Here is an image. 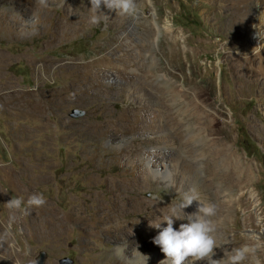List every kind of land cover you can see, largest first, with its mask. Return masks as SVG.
Wrapping results in <instances>:
<instances>
[{"label": "rangeland", "instance_id": "rangeland-1", "mask_svg": "<svg viewBox=\"0 0 264 264\" xmlns=\"http://www.w3.org/2000/svg\"><path fill=\"white\" fill-rule=\"evenodd\" d=\"M135 2L132 15L102 6L107 17L100 14L94 24L98 13L90 0H0V255L5 264H36L42 251L45 264H135L139 253L118 261L114 247L143 234L134 222H160L163 209L179 203L178 192L188 191V177L205 182L204 144L220 148L223 175L239 157L255 175L240 198L235 193L239 203L215 193L223 180H209L210 187L199 191L203 203L217 207L213 219L218 242L225 244L221 248L232 250L251 238L264 244V76H255L257 81L245 69L260 64V44L248 41L250 30L260 24L264 0ZM131 22H138L135 34L128 30ZM136 53H147L141 62L152 64L151 71L138 68ZM123 56L132 65L123 67L118 61ZM101 58L107 68L98 64ZM168 77L181 90H202L204 98L193 104L201 106L199 112L216 114L221 130L196 138L191 148L175 144L176 128L182 130V142L193 134L180 111L193 104L175 96L162 100L159 86ZM30 98L43 100L42 110L32 109ZM76 110L84 114L75 116ZM166 140L178 149L171 159L147 157L149 148L165 152L159 144ZM41 192L47 200L42 207L8 206L13 197L27 201ZM102 202L113 211L128 206L122 217L127 229L102 218ZM2 239L17 257L3 254ZM155 247L160 248L148 245L145 252ZM214 251L217 259L225 257ZM259 255L264 259V250Z\"/></svg>", "mask_w": 264, "mask_h": 264}, {"label": "bare ground", "instance_id": "bare-ground-1", "mask_svg": "<svg viewBox=\"0 0 264 264\" xmlns=\"http://www.w3.org/2000/svg\"><path fill=\"white\" fill-rule=\"evenodd\" d=\"M249 12V11H248ZM250 15V14H249ZM246 19V18H245ZM244 20V19H242ZM148 22V21H147ZM137 23H129L130 24V29L128 30H131V32L134 33V31L136 30V27H137ZM120 25V24H119ZM120 28V27H119ZM140 28V27H139ZM151 29V28H150ZM148 31V30H147ZM153 31V30H152ZM257 29L256 28H252L250 30V37H249V41L251 44H253L255 41V43H259L260 44V47L259 48V51H258V54H257V57L258 59L260 58V64L259 65H254L253 67H250L249 65H247L245 67L246 71H247V74L250 73L252 74L254 77L255 76H259V75H263L264 76V43H262L264 41V39H260L256 33H257ZM120 32V31H119ZM123 33V32H122ZM138 33V32H137ZM135 34V33H134ZM242 34V33H241ZM179 35V34H178ZM243 35V34H242ZM126 39V38H125ZM172 39V38H171ZM175 39V42H177L179 40V38H174ZM117 40V39H116ZM126 42V41H125ZM148 42V41H147ZM146 42V43H147ZM149 43V42H148ZM179 43V42H178ZM258 44V45H259ZM256 45V44H255ZM143 47L145 48V45L143 44ZM255 47V46H254ZM253 47V48H254ZM117 48V47H116ZM119 48V47H118ZM143 48V49H144ZM122 49V48H121ZM114 50V49H113ZM129 50V49H128ZM111 51V50H110ZM156 51V50H155ZM114 53V52H113ZM112 53V54H113ZM134 53V52H133ZM106 54V53H105ZM128 54V53H127ZM137 56H136V59L139 60V64H138V68L139 69H143V68H147L148 70H152V64H147L146 63V60L141 62V59H143L147 53H136ZM109 56V54H106ZM101 56V55H100ZM114 56V55H113ZM148 56H150V59H151V62L153 63L154 62V57H155V54L154 52H152V50L148 53ZM110 58V57H109ZM102 59V58H101ZM98 64H100V67L103 66V68H107L106 66L107 65H102V63L104 62V60H100L98 59ZM106 60V59H105ZM94 61V60H93ZM118 61H120L122 64H123V67L127 68L129 67L130 65H132V61L128 58H126L125 56L123 57H119L118 58ZM90 62V60H89ZM87 63V62H86ZM94 63V62H93ZM110 63V62H109ZM69 64V63H68ZM80 64V63H79ZM95 64V63H94ZM104 64V63H103ZM108 64V63H107ZM256 64V63H255ZM61 65V64H60ZM67 65V63H66ZM74 65V64H73ZM76 65V64H75ZM59 66V65H58ZM116 66V65H115ZM64 68V67H63ZM97 68V67H96ZM102 68V69H103ZM113 68V67H112ZM115 69V68H114ZM137 69V68H136ZM138 69V70H139ZM100 71V70H99ZM132 71V69H131ZM136 71V70H135ZM140 71V70H139ZM96 72V71H95ZM103 72V71H101ZM133 72V71H132ZM141 72V71H140ZM153 72V71H152ZM155 73V72H154ZM88 74V73H87ZM91 74V73H90ZM102 74V73H101ZM132 75V74H131ZM141 75V74H140ZM158 75V73H157ZM238 76H241L242 78H244L246 75L243 74V75H238ZM105 77V76H104ZM120 77H123L122 75H120ZM128 77V76H127ZM143 77V76H142ZM145 77V76H144ZM150 77V75H149ZM153 77V76H152ZM240 77V78H241ZM106 78V77H105ZM85 79V78H84ZM100 79V78H99ZM133 78H129V80H132ZM137 79V78H136ZM255 79L257 81H259V78L255 77ZM98 80V79H97ZM141 80L138 79V81ZM92 81V80H91ZM135 81V79H134ZM152 81V80H151ZM162 81V80H161ZM142 82V81H141ZM72 83V82H71ZM143 83V82H142ZM153 83V81H152ZM159 83V82H158ZM147 84V83H145ZM77 85V84H76ZM81 83L79 85H77V89L75 90L76 92H81L83 91L82 89V86H80ZM94 86V85H93ZM97 86V85H96ZM66 87V86H65ZM144 87V86H143ZM160 89H161V98L163 101H168L169 98L168 96H175L176 100H181L182 98L185 99L187 101V103L190 105V104H193V101L195 98L197 99H200V98H204L203 97V91L200 90L199 88L194 90V92H189L187 90H181L178 88L177 84H175V82L172 81V79L170 77L168 78H163V83L161 84V86H159ZM98 88H102L99 86L98 84ZM148 88V87H147ZM69 89V88H68ZM149 89V88H148ZM74 90V89H73ZM87 90V89H86ZM85 90V91H86ZM90 90V89H89ZM105 90V89H103ZM209 90V89H208ZM35 91V90H33ZM71 91V90H70ZM91 91V90H90ZM101 91V90H100ZM99 91V92H100ZM66 92V91H65ZM73 92V91H72ZM71 92V93H72ZM92 92V91H91ZM97 92V91H96ZM104 92V91H103ZM63 93V92H62ZM67 93V92H66ZM50 94V93H49ZM53 94V92H52ZM60 94V93H59ZM30 95V94H29ZM29 95L26 96V100H28L29 98ZM57 95V93L55 94ZM78 95V94H77ZM76 95V96H77ZM52 96V95H51ZM65 96V95H64ZM114 96V95H113ZM48 97V96H46ZM50 97V95H49ZM74 97V96H73ZM67 98V97H65ZM55 99V98H54ZM57 99V98H56ZM63 100V99H62ZM43 101V100H42ZM40 101L39 99H35V100H32V98H30V102H29V105L31 106L32 109H35V110H42V105H43V102ZM59 101V100H58ZM28 102V101H27ZM212 103V102H211ZM167 104V103H165ZM164 104V105H165ZM186 104V103H185ZM28 105V106H29ZM187 105V104H186ZM168 106V104H167ZM200 107L198 104H193L191 108V111H189V109L184 105L182 108H181V112L182 114H184V116H186L188 118V121H189V126L188 128H190L189 132H192L193 134H191L190 137H188L186 139L185 142H182L181 141V138H182V130L179 131L178 128L175 129V132L178 133V135L172 137L173 139V142L177 145H179L180 148L184 147V145H187V147H192L193 145V141L198 138V137H201V138H205L206 135L209 136L210 133H213V132H218V130L220 129L221 130V126L219 124V117L216 115V114H210L209 112H199L200 111ZM30 108V109H31ZM202 111V110H201ZM148 112V111H147ZM200 114L202 115V123H200V119H199V116ZM131 115V114H130ZM166 115V114H165ZM213 116V117H211ZM164 117V116H162ZM169 117V116H168ZM172 117V116H171ZM139 118V117H138ZM187 118H185L187 120ZM140 119V118H139ZM122 120V119H121ZM147 120V119H146ZM169 120V119H168ZM171 120V119H170ZM172 121V120H171ZM199 123L200 124V128L196 130V127H195V123ZM168 123V122H167ZM147 124V123H146ZM198 124V125H199ZM120 126V125H119ZM165 127V126H164ZM123 128V127H122ZM126 128V127H125ZM125 130V129H124ZM176 137V138H175ZM175 138V139H174ZM178 138V139H177ZM206 140V139H205ZM208 141V140H207ZM206 141V142H207ZM211 142V141H210ZM213 142V141H212ZM220 143V142H219ZM171 143L170 141L167 142L166 141H162L160 144H159V147L162 148V149H166L165 152H162V151H155L153 148H149L146 150L147 152V157L150 158V157H157V155H161L164 159H171L170 156L174 154V152L176 150H178L177 148L173 149V147L169 146ZM204 144V143H203ZM205 146H203L205 148V150L201 149L202 150V153L207 151V159L206 161L207 162H204L205 163V166H203L205 169H206V177L204 178L205 182L208 183L209 180H211L212 182H215L216 179L219 180H223L224 183H220V182H217L214 186V189H215V193H226L227 195L229 196H234V198H230L229 201H236L239 203V200L238 198L236 199L235 198V193H240V196L239 198L242 196V193H244L242 190L246 189V188H249L250 185H252L254 183V172H253V168L251 167L250 164H247V163H244L242 160H241V157L238 158V160L235 162V167L233 168H229V170H226L225 173L226 175H223V173H221L223 170H222V163L219 162V154H220V148L217 146H209V144H204ZM222 148V147H221ZM224 149V148H222ZM228 150V149H227ZM229 152V151H228ZM231 153V152H229ZM222 154V152H221ZM225 155H227L225 153ZM231 155V154H230ZM233 155V154H232ZM221 156V155H220ZM232 157V156H231ZM222 158V157H221ZM232 159V158H231ZM236 159V158H235ZM226 160V159H225ZM228 160V159H227ZM169 162V160H168ZM223 162V161H222ZM227 162V161H226ZM234 162V161H233ZM174 164L172 162H170V165L169 166H173ZM234 165V164H233ZM201 166V165H200ZM202 167V166H201ZM167 173L170 174V171L169 169L167 170ZM178 176V173H174V178ZM222 176V177H221ZM164 177H168L167 175H165ZM185 177V176H183ZM178 178V177H177ZM185 179V178H184ZM183 179V180H184ZM201 180V177L197 176L195 178H192V179H189V177L184 181V185L187 186V190L191 189V188H195L198 193L199 191L201 190V187L204 186V187H207L208 188L210 187L209 184L207 183H202L200 182ZM210 181V182H211ZM183 182V181H182ZM206 184V185H205ZM183 186V185H182ZM129 189V187L127 188ZM248 193H254L252 190L249 191L248 190ZM225 195V194H224ZM128 196V195H127ZM116 197V196H115ZM122 197V196H121ZM128 198V197H127ZM116 199V198H115ZM119 199V198H118ZM221 200V199H220ZM243 200V199H242ZM119 201V200H118ZM134 201V200H133ZM137 201V200H136ZM222 201H223V198H222ZM227 201V200H226ZM241 201V200H240ZM247 201V199H246ZM115 202V201H114ZM132 202V201H131ZM225 202V201H224ZM200 202L198 201H194L193 204L191 206H189L187 209L189 211V214L191 213H194L197 211V208H198V205H199ZM227 203V202H226ZM101 205L99 206V210L103 209V217L102 218H108L110 219L111 223H114L115 225L119 226L121 228V231H123L122 229H127V226H125V220L123 221L122 217H124L128 212L126 211L128 206L127 205H124V207L122 208H118V210H112V206L105 202V203H100ZM127 204V203H126ZM235 204V203H234ZM121 205V204H120ZM233 205V203H232ZM239 205V204H238ZM130 207V206H129ZM134 207V206H133ZM167 207V206H166ZM221 208V206H220ZM157 209V208H155ZM160 209V208H158ZM131 210V209H130ZM187 211V212H188ZM132 212H135L134 210ZM162 215H167L168 214V210L167 208L166 209H163V211L161 212ZM160 213V214H161ZM57 215V214H56ZM161 215V216H162ZM51 216V215H50ZM46 217V216H45ZM49 217V216H48ZM158 217H159V214H158ZM125 218V217H124ZM161 218V217H160ZM140 219V218H139ZM142 219V218H141ZM46 220V219H45ZM104 221V220H103ZM109 221V220H108ZM145 220H141V221H136L134 222V224L138 225L139 226V229L140 231L143 232V234H138L136 237L134 236V242L137 241V242H133V239H131V243L132 244H126L124 241L126 240H122L120 241L119 243H122L121 245L117 246V248L114 247L115 249V257L118 259L120 258H127V257H130L131 255H133L134 253H139V258L138 259H134L133 260V263L135 264H160V261L162 260V256H163V253L162 251L160 250V248H157L155 247V250L153 251L152 249L148 250L145 252V249L148 245H154L153 243V238L150 234L155 232V236L158 234V229H155L153 230V227L151 226V223H145L144 222ZM159 221V220H158ZM157 221V222H158ZM184 221V220H183ZM182 221V222H183ZM45 222V221H44ZM133 222V221H132ZM150 222V221H149ZM156 222V223H157ZM186 222V221H184ZM107 223V222H106ZM62 224V223H61ZM64 224V223H63ZM128 224V223H127ZM181 224V220H177L176 223L174 224V227L178 228L179 225ZM58 225V224H57ZM100 225V224H99ZM133 225V224H132ZM136 225V226H137ZM54 226V225H53ZM59 226V225H58ZM93 226V225H92ZM135 226V228H136ZM99 227V226H98ZM133 227V226H132ZM228 227V226H227ZM131 228V227H130ZM95 229V227H94ZM109 229V228H108ZM111 229V228H110ZM104 230V229H103ZM116 230V229H114ZM119 230V229H118ZM129 230V229H128ZM153 230V231H152ZM127 231V230H126ZM132 231V230H131ZM91 232V231H90ZM104 232V231H103ZM108 232V231H107ZM110 232V231H109ZM112 232V230H111ZM110 232V233H111ZM135 232V231H134ZM133 232V233H134ZM130 233V232H129ZM92 234V233H91ZM106 234V233H105ZM128 234V233H127ZM93 235V234H92ZM98 235V234H97ZM109 235V234H108ZM121 235V234H120ZM132 235V234H130ZM90 236V235H89ZM112 236V235H111ZM218 236V235H217ZM252 237V236H251ZM112 238V237H111ZM126 238V237H124ZM122 238V239H124ZM113 239V238H112ZM129 239V238H128ZM110 240V239H109ZM119 240V238H118ZM218 241L221 239H217ZM248 240V239H247ZM250 241H248V243H254L255 240L253 238L249 239ZM2 245H3V248H2V251H3V254L5 256H10V258H14V257H17L18 254L16 251H14L13 249H10L9 248V245L7 244V241L6 239L3 240L2 239ZM222 244V243H221ZM86 245V244H85ZM225 245V244H224ZM217 251L222 252L221 254L219 255H225V252L224 250L227 249L228 251H231V249L228 247V245L225 246V249L223 248H216ZM216 253V251H215ZM1 254V253H0ZM108 256H113L111 254H108ZM108 256H105L106 258H108ZM216 256V255H215ZM213 257L214 259H217L216 257ZM110 259V258H109ZM108 259V260H109ZM7 261L4 259V256L0 255V263L2 264H5ZM9 262V261H8ZM110 263V262H109ZM195 263L197 264H207V261L206 260H203V261H196ZM108 264V263H106Z\"/></svg>", "mask_w": 264, "mask_h": 264}, {"label": "clouds", "instance_id": "clouds-1", "mask_svg": "<svg viewBox=\"0 0 264 264\" xmlns=\"http://www.w3.org/2000/svg\"><path fill=\"white\" fill-rule=\"evenodd\" d=\"M43 3L44 0H41ZM91 9L98 14L92 17V23L99 24L100 14L107 17L102 11V6L117 15H132L137 10L135 0H90ZM261 3H257L258 7ZM264 13L260 16V24L254 25L258 31L256 35L264 39ZM179 203L168 206L167 215H162L158 223L151 224L158 229V234L153 238V243L160 247L165 259L160 264H195L196 261L206 260L207 264H264V259L259 253L264 250V244L259 242L244 243L233 247L231 251L225 249V257L214 259L215 249L221 247L217 240V222L213 219L217 215L215 204H206L201 201L195 188L178 192ZM159 199V197H154ZM194 201L200 202L197 211L185 215L184 209L191 206ZM47 202L43 192L34 193L27 201L22 196L13 197L8 206L12 209H25L27 207H42ZM187 220L178 228L174 227L177 220ZM166 225V226H165Z\"/></svg>", "mask_w": 264, "mask_h": 264}, {"label": "water", "instance_id": "water-1", "mask_svg": "<svg viewBox=\"0 0 264 264\" xmlns=\"http://www.w3.org/2000/svg\"><path fill=\"white\" fill-rule=\"evenodd\" d=\"M80 111H75L74 112V115L76 116V115H83L84 113L83 112H80ZM46 259H47V253L45 252V251H42L41 253H40V255L38 256V259H37V262H36V264H45V262H46ZM71 263V261H69V260H66V262L65 263H63V264H70Z\"/></svg>", "mask_w": 264, "mask_h": 264}]
</instances>
